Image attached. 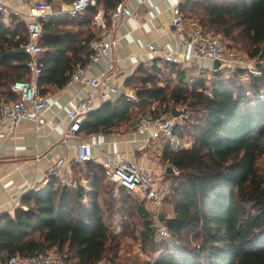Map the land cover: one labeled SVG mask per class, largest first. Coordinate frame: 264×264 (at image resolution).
<instances>
[{
  "label": "trees",
  "instance_id": "16d2710c",
  "mask_svg": "<svg viewBox=\"0 0 264 264\" xmlns=\"http://www.w3.org/2000/svg\"><path fill=\"white\" fill-rule=\"evenodd\" d=\"M96 1L83 18L65 15L42 22V73L37 82L41 95L63 87L75 66L87 61V43L98 34L92 25L98 6L109 12L120 2ZM179 7L186 19H198L204 33H222L228 48L233 49L238 38L245 40L248 57L260 62V73L248 76L253 96L233 85L240 70L228 79L221 77L222 70L211 72L215 80L207 91L205 71L187 75L175 62L140 65L125 82L138 101L120 96L103 102L86 114L80 132L128 130L146 111L161 115L170 114V105L187 107L188 115L179 117L182 123L175 124L173 136L192 144L172 148L167 142L161 154L177 172L168 173L172 184L163 203L170 213L162 212L160 221L174 242L169 248L164 244V252L153 262L137 264H264V172L257 164L264 157V98L257 95L264 85V0H185ZM26 41L24 23L12 16L7 26L0 16V103L16 99L10 85L27 75L26 55L18 52ZM164 71L171 75L166 82L160 80ZM154 102L158 107L148 108ZM84 167L87 190L59 187L50 177L45 186L22 194L20 203L26 209L0 215V264L12 254L49 251L77 264L102 259L113 264L120 243L105 220L115 212H121L122 220L135 213L143 220V240L155 238L154 210L140 203L125 214L133 205L122 203L131 200V192L119 186L121 194L111 210L101 195L109 181L103 166L89 160Z\"/></svg>",
  "mask_w": 264,
  "mask_h": 264
},
{
  "label": "built area",
  "instance_id": "2783aa9c",
  "mask_svg": "<svg viewBox=\"0 0 264 264\" xmlns=\"http://www.w3.org/2000/svg\"><path fill=\"white\" fill-rule=\"evenodd\" d=\"M28 4L27 13L23 20L26 28L27 41L22 45L26 58L23 65L27 71L25 78L14 80L11 91L16 95L13 101H3L0 103V124L6 125L7 131H13L18 124L24 120L30 121L36 128L47 125L45 112L49 106L47 96L38 92V77L42 73L41 57L43 48L41 46L43 20L49 17L53 10L52 0H22ZM61 2V12L69 16H81L88 8L96 7V0H59ZM0 12L9 15L10 10L0 5ZM109 18V25L106 23ZM133 18L136 20L146 19V12L137 5H131L128 0H121L114 9L106 12L103 8H97L92 18V23L96 27L98 34L93 36L87 43L90 54L83 64H77L67 82L68 85L77 84L81 93L78 99L67 102L65 136H77L80 132L81 123L88 112L93 109L95 97L103 101H108L111 96L118 92L117 85L112 82L115 76L117 59L112 56V50L117 44V38L113 35V28L117 21L121 19ZM186 18L180 10L179 4H175L171 9L169 21L170 34L180 50L158 49L152 42L146 43L149 57L143 60L146 66L156 64V59L160 58L164 62L180 63L183 66L192 60L219 61L217 70L210 67V73L222 70L224 77H229L233 72L243 66V59L236 55L232 48H228L217 36L206 34L196 22L186 24ZM189 48L190 50H185ZM104 66L99 70L96 68L101 61ZM254 75L260 73L255 66L251 67ZM96 70V71H95ZM249 94L248 92H246ZM259 98H264L262 93L257 94ZM126 100H137L136 94L125 93ZM169 114L161 115H140L136 119L133 127V134L141 136L143 143L141 149L147 146L149 141L158 137L173 138L174 122ZM90 143L86 139L72 145V156L69 161L59 157L48 169L47 177H53L59 187L77 189L80 186L72 166L74 164L84 165L86 161L93 160L89 152ZM95 161V160H93ZM100 164L103 166L107 179L116 186L123 187L129 192L136 194L141 200L151 204L155 213L153 219L156 224L155 235L159 238L168 236L165 225H161L158 219V210L161 206L162 187L159 184V177L151 168L139 164L135 159L120 156H104ZM154 261V260H153ZM152 260L149 262H153ZM2 264H77L74 260H67L66 256L49 251L37 253L30 256L19 254L10 255ZM97 264H109L102 259Z\"/></svg>",
  "mask_w": 264,
  "mask_h": 264
},
{
  "label": "crops",
  "instance_id": "0c3cea01",
  "mask_svg": "<svg viewBox=\"0 0 264 264\" xmlns=\"http://www.w3.org/2000/svg\"><path fill=\"white\" fill-rule=\"evenodd\" d=\"M52 1L54 10L43 22L65 15L69 16L60 11L61 2L59 0ZM128 1L131 5L138 4L139 8L146 12V19H121L114 25L113 35L117 38V44L112 50V56L117 61L112 82L117 85L118 92L113 94L109 101L116 100L118 97L124 96L125 93L134 92L126 86L125 82L140 65H145L143 60L149 57L146 48L147 42H152L160 50L182 49L170 34L169 21L172 6L181 4L185 0ZM0 5L10 10L9 15L0 12L1 20L5 25H10L12 16L24 23L23 17L28 10L27 3L22 0H0ZM98 8L103 7L98 6ZM78 17L83 18L84 13ZM193 21L188 18L186 24ZM94 28L96 29L95 26ZM185 50L189 51L190 49L186 48ZM163 62L160 58L156 59L158 66L163 65ZM177 64L179 68L185 70L187 75L203 71L210 74L208 70L213 67V62L209 60L195 59L185 66ZM103 66L104 61L102 60L96 70ZM84 91L86 90L80 91V86L77 84L68 85L66 83L61 88L52 87L45 94L49 106L45 112L47 125L42 128H36L32 122L24 120L13 131L8 132L6 125L0 124V215L3 213L13 215L14 209L17 207L26 209L27 207L20 203L22 194L29 189L37 190L45 186L49 180L48 169L59 157L69 161L72 156V145L79 142L80 139H86L90 143L89 152L97 163H100L104 156L115 158L125 156L151 168L162 181L170 173L168 172L170 165L161 159L166 143L170 142L172 148H187L192 144L190 139L181 141L175 137H158L151 139L147 146L141 149L142 137L134 135L132 132L136 121L128 130L120 128L110 132L88 135L79 132L77 136H65L67 102L78 99ZM103 102L105 101L98 96L95 97L91 111L97 109ZM81 167L84 165L74 164L72 169L80 182L79 187L82 186L87 190L88 179L82 176V173H77ZM172 169L174 170V168ZM152 209L154 210V208Z\"/></svg>",
  "mask_w": 264,
  "mask_h": 264
},
{
  "label": "rangeland",
  "instance_id": "374dc122",
  "mask_svg": "<svg viewBox=\"0 0 264 264\" xmlns=\"http://www.w3.org/2000/svg\"><path fill=\"white\" fill-rule=\"evenodd\" d=\"M191 19L194 20L196 23L198 22V19L195 18V16ZM212 32L214 31L212 30ZM214 34L218 38H220V40L223 42L224 45H227V39L224 38L222 33L214 32ZM233 47H234L233 50L236 52V55L239 58L243 59L244 61L243 62L244 67L237 69V70H240L241 72H240V75L236 76L233 79V85L243 86V91L248 92L249 96H253L254 93L249 88V81H248L249 77L248 76L249 74L254 75L252 73L251 67L252 66L256 67V64L258 61H256L255 59L249 58L248 55L246 54L244 39L238 38L237 41H233ZM231 75L229 77H224L222 75L221 77L223 79H228L231 77ZM170 76L171 75L168 73V71H164L163 74L161 75L160 80L162 82L163 81L166 82L167 78H169ZM214 80L215 79H213L211 74H207V82H206L207 91H209V86L214 83ZM260 93L264 95V85L262 86L259 94ZM150 107L156 108L158 107V104L154 102L148 108ZM172 107H175L177 110L181 111L180 116H182V118L187 117L188 115L187 107L182 106V105H176V106L170 105V108ZM148 113H149L148 111L144 112V114H148ZM179 117L173 119L174 126L176 123H182L181 118ZM257 164H258L259 170L264 172V157H261V159L259 160ZM81 169L79 171L77 170V173L78 172L82 173V176L86 177L84 173L85 167H81ZM171 172H173L172 175L177 174V172L174 170ZM159 184H161V187L163 189L161 192V203L162 204L159 208L160 209L159 213L164 212L168 216V213H170V208L163 203L164 202L163 199L168 194L169 187H171V184H172V179L170 176L167 175L164 181H162L161 179L159 180ZM102 191L103 192L101 195L103 197V200L109 203L107 204V206H109L111 210L116 209L117 204H115V198L117 199L120 196L121 194L120 189L116 185L110 184V182L107 181L106 183L103 184ZM122 191H123L122 192L123 194H126V191L124 190ZM129 195L131 196V200L128 199L127 201L128 203H126V205H123L125 203H122V206L128 207L130 202L132 203L133 206L131 207V209L125 208L126 209L124 212L125 214H127L128 212L131 213L133 212L132 210H135L134 204L138 205L141 203L146 209L147 208L148 210L152 209L151 206H149V204H145L141 202V199L136 194L131 193ZM154 213L155 211H153V214ZM109 215H110V218H106L105 223L109 227V229L112 230L114 234H117L118 240L120 243L118 246L119 247L118 257L114 261L113 264H137V262L141 263V262H146V261L149 262L151 260L153 261L164 252V246H165L164 244L167 243V247L169 248L174 242L173 239H171L169 233H168V236L165 238H159L158 236L155 235L154 239L150 238V239L143 240V237H142L143 236V233H142L143 232V224H142L143 220L141 217L136 216L135 213L132 216H129L128 219L126 218L123 219L126 223L123 226L120 225V222L123 221L121 218V212H115L113 214L110 213ZM160 224L164 225L162 222ZM105 260L107 261V259ZM109 264H112V263H109Z\"/></svg>",
  "mask_w": 264,
  "mask_h": 264
},
{
  "label": "water",
  "instance_id": "95a60500",
  "mask_svg": "<svg viewBox=\"0 0 264 264\" xmlns=\"http://www.w3.org/2000/svg\"><path fill=\"white\" fill-rule=\"evenodd\" d=\"M18 52L24 54V48L21 47L18 50ZM218 68H219V61L218 60H214L213 61V69L217 70ZM256 68H258V69L260 68V64L259 63L256 64ZM170 115L173 118H177V117H179L181 115V111L177 110L175 107H172L171 110H170ZM171 171H173V169L171 167H169L168 168V172H171ZM158 218H159V221H162L163 217H162L161 213L159 214Z\"/></svg>",
  "mask_w": 264,
  "mask_h": 264
}]
</instances>
